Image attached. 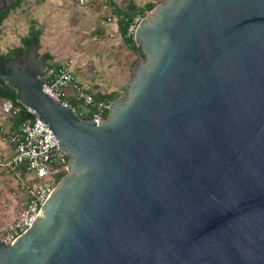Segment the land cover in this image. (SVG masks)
<instances>
[{
    "label": "water",
    "instance_id": "1",
    "mask_svg": "<svg viewBox=\"0 0 264 264\" xmlns=\"http://www.w3.org/2000/svg\"><path fill=\"white\" fill-rule=\"evenodd\" d=\"M133 39L100 121L43 91L37 41L0 55L3 88L68 155L0 264H264V0H161Z\"/></svg>",
    "mask_w": 264,
    "mask_h": 264
},
{
    "label": "crops",
    "instance_id": "2",
    "mask_svg": "<svg viewBox=\"0 0 264 264\" xmlns=\"http://www.w3.org/2000/svg\"><path fill=\"white\" fill-rule=\"evenodd\" d=\"M160 1L23 0L21 5L26 3L31 9L42 12L40 20L33 19L36 21V28L41 30L38 42L39 56L46 55L47 64L50 65H60L71 59L72 63L76 64L74 76L78 85L91 93H106L120 92L126 88L132 77L135 64L133 62L136 59L119 32L121 11H127L130 4L144 9L146 5L154 6ZM112 15L115 19L107 21V17ZM119 65L123 68H119ZM66 92L70 94L72 90L68 88ZM5 100L0 99L2 106ZM11 120V117H6L4 111L0 113V147L3 144L1 137H7L9 143L2 152V160L10 159L14 152ZM3 153L7 154L6 158ZM27 174L29 172L21 169L19 178L23 179ZM6 184L0 181V226L18 214L29 196L28 188L23 189L26 193L24 200L17 202L13 197L22 187H17L15 182L9 184V187ZM4 216H8L7 219Z\"/></svg>",
    "mask_w": 264,
    "mask_h": 264
},
{
    "label": "built area",
    "instance_id": "3",
    "mask_svg": "<svg viewBox=\"0 0 264 264\" xmlns=\"http://www.w3.org/2000/svg\"><path fill=\"white\" fill-rule=\"evenodd\" d=\"M142 17L143 15L136 13L127 21L128 36H134L136 26ZM113 19L115 17L112 15L106 20L112 21ZM72 64L71 59L60 65L48 64L47 70L40 75L43 81V91L66 106H71L68 102L70 96L75 97L83 105H95L93 95L78 85L71 69ZM68 88L72 90L70 94L66 92ZM109 104L104 101L98 102L91 120H105L103 114L109 111ZM25 109L34 117L21 121L12 131L13 155L9 160L0 161V163L7 171L15 169L18 177L21 176V169H25L37 180H33L28 187V200L18 214L0 226V239L7 244L13 243L31 226L41 205L49 197L56 184L54 174L61 169L67 170L68 166V155L60 148L59 141L52 134L50 127L40 121L33 110ZM3 111L9 118L16 115L20 108L6 99L3 103Z\"/></svg>",
    "mask_w": 264,
    "mask_h": 264
},
{
    "label": "trees",
    "instance_id": "4",
    "mask_svg": "<svg viewBox=\"0 0 264 264\" xmlns=\"http://www.w3.org/2000/svg\"><path fill=\"white\" fill-rule=\"evenodd\" d=\"M21 1L22 0H11V4L8 7V9L4 13H0V27L4 19L7 17L9 10L11 8H16L21 3ZM152 7H153V4H148L146 5L144 9H138L134 7L132 4H130L128 6V10L121 11V14H120L121 16L119 19V32L122 38L124 39L125 43L127 44V46L137 56H138L137 45L135 44L133 37L127 35V21L131 19V17L136 13L144 15L145 12L150 10ZM0 34H1V28H0ZM40 34H41V30L39 28H36V21L32 20L28 33L21 38L22 46L10 49L8 55H11L16 51H20L22 54H24L28 42L30 40L39 42ZM136 60L137 59L134 60L133 64L136 62ZM88 92L91 93L90 91ZM91 94L93 95L95 105L100 101L110 103L111 101H113L114 99H116L118 96L121 95L119 91H110L106 93L95 92ZM0 99L10 100L15 106H18L20 108V111L16 115L11 117L12 118L11 120L12 128L11 129L15 130L21 121L27 118L34 117V115L29 114L26 111V109L17 102V90L16 89L8 87L6 90H4L0 86ZM68 102L75 109L76 113L80 116L81 119L88 120L92 118V114L95 111V105H88V106L83 105L80 101H78L75 97H72V96L68 97ZM107 115H108V111H105L103 116L106 118ZM65 173H66V170L64 169L58 170V172L54 174L55 182H57Z\"/></svg>",
    "mask_w": 264,
    "mask_h": 264
},
{
    "label": "rangeland",
    "instance_id": "5",
    "mask_svg": "<svg viewBox=\"0 0 264 264\" xmlns=\"http://www.w3.org/2000/svg\"><path fill=\"white\" fill-rule=\"evenodd\" d=\"M23 3V0L21 3L16 7V8H11L9 10V13L7 17L4 19L1 25V34H0V55H8L10 49L15 48V47H21L22 42L21 38L25 36L28 33V30L31 25V21L33 19L35 20H40V16L42 15L41 10H33L29 7L28 4L21 5ZM20 6V8H18ZM135 58L137 59L138 56L135 54ZM117 61V60H116ZM76 64L71 65V69L73 72H76L75 69ZM119 68H123L122 65H119ZM125 70V69H124ZM126 88L122 89L120 91V94L123 95L125 94ZM3 106L2 102H0V113H3L2 111ZM3 144L0 147V158L2 155V152L4 149L8 146V140L7 137H1ZM4 158H6L5 153ZM9 159V158H8ZM6 159H0V161L5 162ZM33 180H37L36 177L33 174H27L24 175L23 179H20L15 171L11 170H6L2 163H0V181H4L7 187H9V184H12L15 182L17 184V187L21 186L22 188L17 191V193L14 195L13 198L17 200V202L21 203L24 200V196L26 193L23 189H27ZM12 194V193H11ZM2 196V195H0ZM12 213V212H11ZM10 213V214H11ZM9 214V215H10ZM8 215V216H9ZM8 216H4V218L7 219ZM11 218V217H9Z\"/></svg>",
    "mask_w": 264,
    "mask_h": 264
},
{
    "label": "flooded vegetation",
    "instance_id": "6",
    "mask_svg": "<svg viewBox=\"0 0 264 264\" xmlns=\"http://www.w3.org/2000/svg\"><path fill=\"white\" fill-rule=\"evenodd\" d=\"M12 55H13V54H11V55H3V57H4L5 59H8V58H10ZM0 86H1V88L4 89V90H6V89L8 88V87H7V88H3L1 81H0Z\"/></svg>",
    "mask_w": 264,
    "mask_h": 264
}]
</instances>
